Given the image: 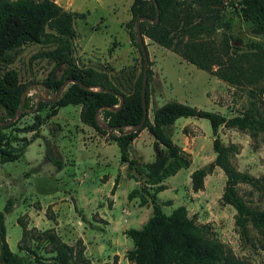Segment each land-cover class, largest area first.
I'll list each match as a JSON object with an SVG mask.
<instances>
[{
  "label": "rangeland",
  "instance_id": "obj_1",
  "mask_svg": "<svg viewBox=\"0 0 264 264\" xmlns=\"http://www.w3.org/2000/svg\"><path fill=\"white\" fill-rule=\"evenodd\" d=\"M55 1L65 10L86 13L85 18L73 20L71 42L76 64L108 72L114 82L129 91L141 68V54L127 25L133 0ZM220 22L218 37L225 32L234 49L248 52L251 43L258 42L264 50V39L251 35L250 22L242 17L238 6H227ZM143 37L154 70L149 83V120L158 106L170 100L231 117L254 99L251 88L264 110V72L256 84L232 85ZM53 47L50 43H28L12 62H0V77L7 69L17 71L26 89L24 101L27 98L28 102L23 108L25 114L4 131H12L10 142L16 148L25 138L30 140L18 160L0 163V210L5 216L8 245L29 264H58L56 249L60 243L72 247L75 262L71 264H132L126 254L133 243L124 231L141 228L151 215L145 208L151 203H141L139 189L145 177L136 171V165L120 163L118 146L110 136L81 122L80 105L60 107L35 131L27 129L36 117L43 118L52 109L46 105L36 111L34 103L45 89L49 97L56 93L46 88L44 81L63 73V65L35 57L37 52ZM168 131L182 149H191L192 161L188 168L163 180L166 188L157 193L163 211L170 213L184 205L188 216L206 228L205 236L218 240L224 252L244 264H264V234L250 226L242 235L235 226V209L222 201L226 176L218 166L210 167L215 152L209 120L180 117ZM218 134L225 145H236L231 154L236 169L256 180L254 184H238L239 194L250 206L263 209L264 132L251 135L248 130L221 126ZM128 151L139 162H152L154 138L144 129ZM55 160L62 162L60 169ZM198 168L208 172L203 189L194 192L190 174ZM146 186L150 191L154 188ZM134 189L137 191L129 197Z\"/></svg>",
  "mask_w": 264,
  "mask_h": 264
},
{
  "label": "trees",
  "instance_id": "obj_2",
  "mask_svg": "<svg viewBox=\"0 0 264 264\" xmlns=\"http://www.w3.org/2000/svg\"><path fill=\"white\" fill-rule=\"evenodd\" d=\"M159 16L156 22L143 20L140 30L143 36L169 49L185 61L195 65L217 78L232 85L256 84L264 72V50L258 42L251 43V50L234 49L225 32L219 36L222 26L221 16L227 6H238L243 18L250 22L249 31L253 36L264 39V0H155ZM153 0H133L130 6L131 18L127 25L130 38L141 54V68L126 91L119 82H114L108 72L91 67H80L73 57L71 39L75 29V17L85 18L86 13L65 10L55 0H0V62H12L13 56L28 43L54 44L52 49L39 51L35 57L52 60L56 65H63V73L58 78H47L44 86L57 91L66 79H75L63 90L55 102L39 101L36 111L46 105L52 109L43 118L36 117L29 131L40 127L44 119L58 113L60 107L80 105L79 117L82 123L93 127L101 134L109 135L119 149L120 163L136 165V171L145 177V184L139 189L141 203L150 202L152 214L141 228H128L124 234L132 240L133 247L126 254L132 264H244L242 260L224 252L222 244L211 237H206L207 230L188 216L187 208L180 205L170 213L163 211L157 200V193L165 189L163 180L176 174L191 164L190 152L176 144L168 128L180 117L208 119L211 125L212 147L215 158L210 167L218 166L226 176L222 201L231 205L236 213L235 226L245 235L250 226L264 234V208L250 206L239 194L238 184H254L255 179L240 172L231 161V154L236 145H225L218 131L221 126L248 130L251 135L264 132V110L257 100L253 88L254 99L239 114L226 117L216 111H209L186 103L170 100L158 106L152 121L147 117L143 127L136 132H126V128L140 122L143 114L141 89L143 84V56L136 38L135 22L144 16L156 18V7ZM146 46V44H145ZM147 50V47H146ZM251 51V52H250ZM215 67V68H214ZM154 71L148 61L145 101L149 106V83ZM83 86H103L110 91L86 89ZM24 85L19 82L15 69H7L0 77V123L9 120L19 108ZM123 96V105L116 111L102 108L116 106L119 97ZM36 103H34L35 106ZM28 106L27 98L23 108ZM99 110L100 119L110 126L118 127L109 132L101 128L96 121ZM20 116L6 126H0V163L18 160L29 145L30 140L24 139L19 148L10 142L12 128ZM146 129L154 138L155 158L152 162H139L129 155L128 147L138 134ZM61 168L60 160L54 161ZM204 168L195 169L191 175V188L194 192L204 187ZM118 178L110 190L114 194ZM146 185L154 186L153 190ZM137 190H132L129 197ZM112 202L109 201L108 205ZM8 205H5L4 211ZM58 264H71L74 261L72 247L60 243L56 249ZM0 262L2 264H29L23 256L13 252L6 239L4 212L0 210Z\"/></svg>",
  "mask_w": 264,
  "mask_h": 264
},
{
  "label": "water",
  "instance_id": "obj_3",
  "mask_svg": "<svg viewBox=\"0 0 264 264\" xmlns=\"http://www.w3.org/2000/svg\"><path fill=\"white\" fill-rule=\"evenodd\" d=\"M155 2V0H153ZM239 1V0H237ZM155 7H156V18L155 19H150L148 17H140L136 20L135 22V31H136V38H137V41H138V44H139V47H140V50H141V53H142V56H143V60H144V63H143V84H142V89H141V98H142V104H143V114H142V118L140 120V122H138L137 124L135 125H132V126H129V127H125L123 126L122 128H125L126 129V132H136L138 130H140L143 125H144V122L147 118V106H146V101H145V93H146V84H147V67H148V54H147V50H146V46H145V42H144V37L141 33V30H140V22L143 21V20H148V21H151V22H156L157 19H158V16H159V9H158V6L155 2ZM76 80L75 79H66L64 80L61 85L59 86L58 90L56 91V93L52 96V97H49L48 94H47V89H45L44 91V94L43 96H39L38 97V101L36 102V106L38 105V102L39 101H45V102H55L59 99V97L61 96L63 90L66 88L67 85H69L70 83H75ZM84 88L86 89H95V90H101V91H110V92H113V90H110L108 88H105L103 86H92V87H88V86H83ZM26 93V89L22 91L21 93V102H20V105H19V108L16 110L15 114L7 121H4L2 123H0V126H6L12 122H14L19 116L20 114L23 112V105H24V95ZM119 97V104L116 105V106H103L102 108L104 109H109V110H112V111H116L118 110L122 105H123V96L122 95H117ZM99 110H97L96 112V121L98 123V125L109 131V132H112V131H115L118 129V127L116 126H110L108 125L107 123L103 122L100 117H99Z\"/></svg>",
  "mask_w": 264,
  "mask_h": 264
},
{
  "label": "crops",
  "instance_id": "obj_4",
  "mask_svg": "<svg viewBox=\"0 0 264 264\" xmlns=\"http://www.w3.org/2000/svg\"><path fill=\"white\" fill-rule=\"evenodd\" d=\"M163 48H164V47H163ZM165 49H166V48H165ZM167 50H169V49H167ZM171 52H172V51H171ZM176 55H177V54H176ZM179 57H180V56H179ZM181 59H182V58H181ZM183 60H184V59H183ZM153 71H154V70H153ZM145 130H146V129H145ZM143 131H144V129H143L141 132H143ZM141 132H140V133H141ZM140 133H139V134H140ZM139 134H138V136H139ZM138 136H137V137H138ZM137 137L133 139V141H132V143H131L130 145L134 144V142L137 140ZM111 143H112V142H111ZM130 145H129V147H130ZM129 147H128V148H129ZM184 149H186V148H184ZM187 151H189L190 153H192V152H191V149H190V150L187 149ZM129 155H130V154H129ZM193 171H194V170H193ZM193 171H192V172H193ZM192 172H191V173H192ZM190 175H191V174H190ZM163 190H164V189H163ZM163 190L160 191V192H163ZM192 191H193V190H192ZM196 192H197V191H196ZM159 194H160V193H159ZM159 194H158V197H160ZM145 208H146V210H148V211L151 210V214H152V207H151V205H148V207H147V205H146ZM150 216H151V215H150ZM150 216H149V217H150ZM149 217H148V218H149Z\"/></svg>",
  "mask_w": 264,
  "mask_h": 264
}]
</instances>
